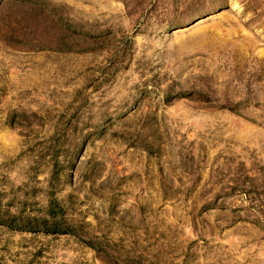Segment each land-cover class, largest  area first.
<instances>
[{
	"label": "rangeland",
	"instance_id": "obj_1",
	"mask_svg": "<svg viewBox=\"0 0 264 264\" xmlns=\"http://www.w3.org/2000/svg\"><path fill=\"white\" fill-rule=\"evenodd\" d=\"M0 264H264V0H0Z\"/></svg>",
	"mask_w": 264,
	"mask_h": 264
},
{
	"label": "trees",
	"instance_id": "obj_2",
	"mask_svg": "<svg viewBox=\"0 0 264 264\" xmlns=\"http://www.w3.org/2000/svg\"><path fill=\"white\" fill-rule=\"evenodd\" d=\"M207 12V10H198V11H195V14H202V13H206ZM192 15H190V14H188L187 15V17L186 18H189V17H191ZM56 209H52V210H49L48 211V214H45L44 215V217L47 219V220H50V219H53V220H57L58 218H59V214L58 213H56V211H55ZM21 217V216H20ZM22 221H23V219H22ZM21 220L18 222V227H20V228H22V229H29V224L30 223H25L24 224V222H22ZM7 224H11V223H7Z\"/></svg>",
	"mask_w": 264,
	"mask_h": 264
}]
</instances>
